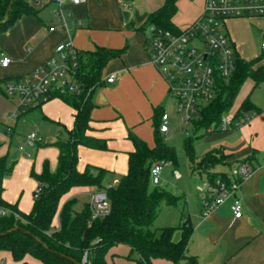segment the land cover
<instances>
[{
	"label": "crops",
	"instance_id": "1",
	"mask_svg": "<svg viewBox=\"0 0 264 264\" xmlns=\"http://www.w3.org/2000/svg\"><path fill=\"white\" fill-rule=\"evenodd\" d=\"M55 1L47 0L38 8L31 1L29 4L35 15L24 16L9 29L0 32V58L5 56L10 59L6 67H0V80L32 72L53 54L57 44L67 39L79 51H92L95 47L120 50V55L111 59L102 71L101 79L110 73L117 74L115 83L100 85L92 94L89 130L86 133L89 137L105 140L107 150L79 146L76 166L79 172L87 166L105 169L110 172L109 176L117 172L112 182L105 184L115 185L126 173L128 153L133 151V145L127 139L128 133L134 134L148 147H153L154 136L150 135L149 129L154 126L155 111L163 107L167 97V85L144 51L149 27L146 26L147 16L158 10L164 0H85V3L79 5L64 2L69 13L64 22L54 18ZM203 4L204 0H196L192 9L177 17L180 27L173 26L181 29L192 23L201 14ZM236 20L233 21L234 33L229 37L237 55L245 61L258 59L256 65L264 66V51L260 48L264 19L250 17ZM249 20L251 22L247 25ZM49 27H53V30L49 31ZM256 41L259 43L258 53L253 49ZM256 91L259 94L253 97ZM246 92L244 98L248 97L258 109L256 113L251 112L253 117L239 128L208 132L218 139V150L228 163L217 172L227 174L231 166L241 162L248 163L253 169L237 192L242 204V216L239 219L232 217L230 200H227L210 216L201 218L198 204L197 211L184 220L191 228L185 254L193 257L196 264H264V83L253 88L250 81ZM41 107L44 108L46 118L55 121L65 132L72 128L75 112L60 99L49 101ZM14 128L15 125L10 126L6 134H0V157L8 156L5 144L9 145L10 132H14ZM28 151L29 160L22 157L12 161L2 181V198L16 204L24 213L30 211L33 192L38 185L31 178L30 171L33 169L38 173L44 161L54 171L57 157L56 149L37 146L33 151ZM27 177L31 181L26 180ZM16 179L25 180L27 185L29 182L28 191L32 196L14 192L12 181ZM94 191L97 190L75 187L63 200L75 199L78 193L83 192L88 195L89 202V194ZM57 226L56 217L53 227ZM180 234V230H175L173 241H178ZM5 255L11 258L8 252H0V264H5ZM24 260L29 264H40L31 257ZM105 264L139 263L135 255H130L127 246L118 244L108 250ZM150 264L173 263L165 259H153Z\"/></svg>",
	"mask_w": 264,
	"mask_h": 264
},
{
	"label": "trees",
	"instance_id": "2",
	"mask_svg": "<svg viewBox=\"0 0 264 264\" xmlns=\"http://www.w3.org/2000/svg\"><path fill=\"white\" fill-rule=\"evenodd\" d=\"M178 0H164L163 5L147 16L146 26L164 30H175L172 18L177 11ZM35 11L26 0H0V32H4L24 16H33ZM120 50L95 47L92 51H79L78 76L84 84L82 96L61 95L59 99L74 110L72 129L66 131L67 138L57 140L51 145L57 150L56 166L51 171L47 161L36 173L32 169L30 176L38 183L40 189L29 212L20 211L16 204L2 198V181L8 172L6 156L0 157V252H8L14 262L29 264L24 259L31 257L40 264H82L83 254L89 264H105L108 250L121 244L129 248L130 255H135L139 264H150L153 259H165L173 264L184 261L185 264H196L193 257L185 254L191 228L186 221L179 227L160 228L158 236L151 229L162 206H173L178 197L169 191L153 187L149 181V169L152 164L169 162L176 166L174 150L163 141L158 131L163 107L154 115V145L146 143L134 134L128 133L127 139L133 145L128 153L127 171L115 185L105 189L110 172L93 166H87L79 172L77 166V148L79 146L105 151V140L86 135L89 130L92 94L103 85L102 71L105 65L119 56ZM258 59L245 61L235 55V68L228 79L216 80L215 97L199 112L196 120L191 122L193 136L183 141L182 149L190 159L193 138L197 131H206L210 126L216 127L221 116L231 110L241 86L247 79L253 88L264 83V66L256 65ZM5 80H0L4 82ZM90 90L86 96V92ZM235 114L256 113L257 108L244 98ZM46 144V143H45ZM45 144H41L44 146ZM218 149H213L200 156L198 164L192 165V171L199 175L205 173L208 178L224 173L213 172L217 166H225L226 157ZM192 163V162H191ZM197 166V167H196ZM208 166V167H206ZM205 168V169H204ZM210 170V171H208ZM105 189L109 200L110 211L101 219L90 221V208L86 204L81 210H75V199L63 200L72 188ZM58 226L53 227L55 218ZM180 230V238L173 241L175 230Z\"/></svg>",
	"mask_w": 264,
	"mask_h": 264
},
{
	"label": "built area",
	"instance_id": "3",
	"mask_svg": "<svg viewBox=\"0 0 264 264\" xmlns=\"http://www.w3.org/2000/svg\"><path fill=\"white\" fill-rule=\"evenodd\" d=\"M47 1V0H46ZM45 0H33L35 7L43 5ZM79 5L85 0H56L54 18L64 22L69 16L63 3ZM264 16V0H204L201 14L189 25L181 29L164 30L149 26L144 42V51L157 69L167 85V99L175 106V113L180 123L189 125L196 120L200 110L209 103L216 92V80L228 79L235 68L237 54L229 35L225 30V23L230 19ZM49 31L53 27H49ZM260 48L264 51V33L261 34ZM78 50L72 41L67 39L54 48L53 54L42 62L32 72L10 78L3 82L4 93L16 98V110L8 114V118L17 121L25 113L40 108L61 95L82 96L85 94L84 84L78 76ZM10 59L1 56L0 67H6ZM117 74L106 75L102 82L113 85ZM90 90L86 92V96ZM224 115V114H223ZM221 116L216 127L210 126L207 131L225 132L245 125L253 113L236 115L235 111L228 116ZM158 131L166 135L169 133L170 117L163 107ZM45 144L38 131L25 136L24 145L18 148L24 156L30 157L29 148ZM164 163H154L149 169L150 185L157 187L161 166ZM253 169L241 162L229 168L225 177L220 175L213 178L206 177L196 186L201 195L200 216H210L225 201L230 200L229 210L234 219L242 216V204L237 195L241 184L250 177ZM175 178L180 179L178 171H174ZM112 185H106L105 189ZM105 189L89 194L90 221L101 219L110 211L109 200ZM40 189L33 192L36 198ZM0 210V215L6 214ZM87 253L82 257V264H89Z\"/></svg>",
	"mask_w": 264,
	"mask_h": 264
},
{
	"label": "rangeland",
	"instance_id": "4",
	"mask_svg": "<svg viewBox=\"0 0 264 264\" xmlns=\"http://www.w3.org/2000/svg\"><path fill=\"white\" fill-rule=\"evenodd\" d=\"M26 1L30 3L33 0H26ZM181 1L183 2L179 5V2ZM199 1H203V0H199ZM195 3L196 0H179L178 3H176L177 11H176V16L172 18V24H174L176 27H180L181 23L179 22V19H177V17L179 15L181 16V14L185 13L187 10L192 9ZM258 17H262V19H264V16H258ZM233 21H237V20L230 19L227 20L225 23L226 33L228 34L229 32L228 35L234 33ZM250 22L251 21L249 20L247 25H249ZM253 46L255 53H258L259 43L256 41ZM250 81L251 80L247 79L244 82V84L241 86L240 90L238 91V94L233 102L231 110L228 111L227 113H224L223 116H228L230 112L234 111L239 106L242 99L247 93L246 90ZM258 94H259L258 91L254 92L253 97H256ZM164 106L166 113L170 117V121L168 124L169 133L163 135V141L167 146L171 147L174 150L177 164L176 166H174L171 163L166 162L161 166V173L159 177L160 183L157 187L163 188L169 191L171 194L177 196L178 201L173 206H162V208L158 212L151 227V229L156 233L157 236L159 234L158 230L160 228L167 226H171V227L181 226L188 215L191 217L192 213H195L197 211L198 209L197 207L198 204L200 203L201 195L197 192L196 186L200 185L202 181L206 178V176L205 173L203 172H201V174L199 175L196 171H192L191 164H193V166L195 167V165L198 164L200 156H202L203 154H205L206 152L212 149L219 148L218 139L213 138L212 136L214 134L212 133L209 134L208 133L209 131L207 130L205 132L202 130L197 131L193 138V144H192V151L195 155L194 156L195 158L191 160L192 162L191 163L187 155L184 154L182 146L184 139L193 136V131L189 125H184L180 123L175 113V106L171 100L167 99V97L163 103V107ZM16 107H17L16 98L10 95H6L4 93L3 82H1L0 83V134L1 135L6 134V131L9 129V127L15 125L14 132L13 131L10 132L11 140L9 145L5 144V147L6 148L8 147L7 148L8 156L6 158V164H8L7 165L8 167L11 166L12 161H15L17 159L19 160L22 157L26 158V160H29L30 157L21 154L18 148L24 145V137L33 131L37 130L39 135L44 139L46 144L44 146L41 145L39 146L46 149H55V147L51 145L52 143L56 142L57 140H64L67 138V134L62 127H59V125L52 119L46 118L43 107L31 110L25 113L23 116H20L17 121H14L8 118V114L14 112L16 110ZM149 133L151 136L152 134L154 136V126L149 129ZM213 133H217V131H214ZM36 147L34 148L28 147V149L33 151ZM221 168H222L221 165H217L212 169V171L217 172ZM174 171H178V173L181 176L180 179L175 178V176L173 175ZM116 175L114 174L112 176H109L105 184H110V182H112L113 178H115ZM26 180L31 181L28 177L26 178ZM29 186H30L29 182L27 185L25 184V180L22 179L21 180L16 179L12 181V187L14 189V192H17L20 195L24 194V196L25 195L27 196L29 194V196H32V193L28 191ZM91 188L94 187H90V189ZM87 203H88V195L83 192L78 193L75 197L74 209L77 211L81 210L82 208L85 207ZM4 257H5L4 259L5 264H15L9 256L5 255Z\"/></svg>",
	"mask_w": 264,
	"mask_h": 264
},
{
	"label": "water",
	"instance_id": "5",
	"mask_svg": "<svg viewBox=\"0 0 264 264\" xmlns=\"http://www.w3.org/2000/svg\"><path fill=\"white\" fill-rule=\"evenodd\" d=\"M235 197H237V195H235Z\"/></svg>",
	"mask_w": 264,
	"mask_h": 264
}]
</instances>
